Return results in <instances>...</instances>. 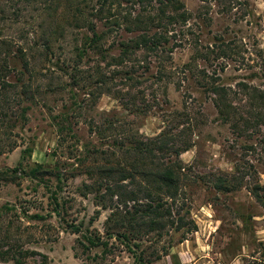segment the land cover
<instances>
[{
  "label": "rangeland",
  "instance_id": "rangeland-1",
  "mask_svg": "<svg viewBox=\"0 0 264 264\" xmlns=\"http://www.w3.org/2000/svg\"><path fill=\"white\" fill-rule=\"evenodd\" d=\"M181 2L189 20L180 28L184 37L168 67L170 80L157 83L150 79L135 89L132 94L137 99V108H125V101L110 96L98 99L91 111L73 121L76 123L77 148L82 151L85 146L99 145L85 125L90 119L100 121L113 117L144 138L159 135L167 126L179 124L191 128L194 147L184 153L181 160L209 184L190 190L197 232L153 264H264V207L248 192L254 185L264 187V154L256 142L264 139V126L258 128V134L254 132L256 136L251 140L236 138L230 124L222 123L219 118L212 103L214 97L199 88L202 83L200 73L206 71L209 76L219 77V85L235 92L240 84L264 91V0ZM97 25L98 32H102L101 23L97 22ZM70 31L73 36L69 34L52 43L53 55L47 58L34 55L33 64L37 70L51 69L59 79L52 83L55 87L52 92L45 91V80L35 84L43 88L36 97L37 102L29 104L28 123L19 125L9 137L16 141L17 148L0 155V171L17 170L14 183H0V254L13 246L31 253L21 261L22 264H133V258L123 246L115 239L107 240L105 224L109 212L99 211L91 196H80L78 189L87 180L82 170H78V154L72 152L75 142L67 141V138L59 140L52 124V117L67 114V108L73 102L80 104L85 99L81 91L85 82L77 89L68 86L71 81L67 73L71 66L68 69L67 64L77 62L79 55H67V43L74 37H81L80 33H86V30ZM64 33L67 34V22ZM113 40L109 39L108 44ZM220 40L232 45L234 56L213 59L210 63L197 61L191 67L192 72L184 68L196 53L219 55L215 45L219 47ZM213 47L215 53H207L212 52ZM16 65L21 66L20 63ZM92 67H95L94 63L89 64L86 60L80 66L81 70ZM152 72L156 73V70ZM58 86L65 88L59 90ZM238 93L237 97L232 95L231 102L246 116L249 98ZM144 106L150 108L147 114H141ZM255 134L252 130L248 132L251 136ZM246 147H254L256 152H245ZM235 161L241 166L244 163L253 165L255 174L250 173L242 183L232 185H241L236 191L214 190L217 178L235 174ZM54 199L58 201L57 206ZM57 210L60 216L55 213ZM72 223H82L85 229L98 233L102 241L109 243L108 248L105 251L92 248L88 258L77 245L79 236L68 228ZM175 239L177 241L178 237ZM165 241L166 237L157 247ZM150 244L145 243L144 247ZM0 264L15 262L6 258L0 259Z\"/></svg>",
  "mask_w": 264,
  "mask_h": 264
},
{
  "label": "trees",
  "instance_id": "trees-1",
  "mask_svg": "<svg viewBox=\"0 0 264 264\" xmlns=\"http://www.w3.org/2000/svg\"><path fill=\"white\" fill-rule=\"evenodd\" d=\"M0 20V155L17 148L16 141L9 137L19 125L28 123L29 104L37 102L36 97L43 88L35 84L45 80V91L52 92L55 88L52 83L59 79L51 69L37 70L34 55L47 58L54 54L52 43L69 34L73 36L70 30H86L80 33L81 37L67 43V55H79L77 62L67 64L68 69L71 66L67 73L71 81L68 86L77 89L85 82L81 88L85 99L80 104L73 102L67 114L52 117V124L59 140L67 138L75 142L72 152L78 154V170H82L87 180L78 189L80 196H91L99 211L109 212L105 224L107 240L115 239L123 246L133 258V264H153L167 257L171 249L197 232L190 190L209 185L181 160V156L194 147L191 128L179 124L167 126L159 135L144 138L113 117L100 121L90 119L85 125L99 145L85 146L80 151L73 121L91 111L103 96L125 101V108H137V99L132 94L135 89L150 79L157 83L170 80L168 67L184 37L180 28L189 20L181 0H2ZM66 22L67 34L64 33ZM97 22L101 23L102 32H98ZM111 38L114 40L108 44ZM219 42V47L215 45L219 55L196 53L184 68L190 71L197 61L210 63L213 59L234 56L232 45ZM213 50L214 47L207 53H215ZM83 60L94 63L95 67L81 70ZM16 63L21 66L17 67ZM200 78L199 88L214 97L212 103L222 123L230 124L236 138L253 139L258 128L264 126V91L247 84L238 86L240 95L250 101L249 112L243 116L231 102L232 95L237 97L238 92L219 85V77L209 76L206 71H201ZM57 88L63 90L65 86ZM149 111L150 108L144 106L141 114ZM250 130L256 134L248 135ZM256 142L264 154V139ZM244 151L255 153L256 149L246 147ZM234 171L233 176L217 178L213 189L225 193L236 191L241 185H232L242 183L250 173L255 174L253 165L241 166L238 161L234 162ZM16 174V169L0 171V183H14ZM248 189L264 207V195H260L264 194V187L254 185ZM54 201L57 206V199ZM55 213L61 214L58 210ZM68 228L79 236L77 245L85 255L92 248L105 251L109 246L82 223L69 224ZM164 237V244L157 247ZM145 243L151 244L146 248ZM29 254L11 246L0 254V259L22 264Z\"/></svg>",
  "mask_w": 264,
  "mask_h": 264
}]
</instances>
